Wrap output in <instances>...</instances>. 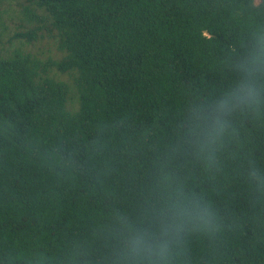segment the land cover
Masks as SVG:
<instances>
[{
	"label": "trees",
	"instance_id": "1",
	"mask_svg": "<svg viewBox=\"0 0 264 264\" xmlns=\"http://www.w3.org/2000/svg\"><path fill=\"white\" fill-rule=\"evenodd\" d=\"M0 264H264V0H0Z\"/></svg>",
	"mask_w": 264,
	"mask_h": 264
},
{
	"label": "rangeland",
	"instance_id": "2",
	"mask_svg": "<svg viewBox=\"0 0 264 264\" xmlns=\"http://www.w3.org/2000/svg\"><path fill=\"white\" fill-rule=\"evenodd\" d=\"M11 28H14L13 24L10 25Z\"/></svg>",
	"mask_w": 264,
	"mask_h": 264
}]
</instances>
